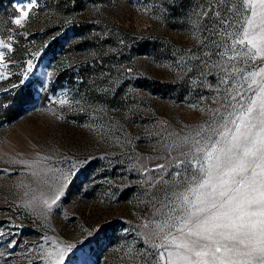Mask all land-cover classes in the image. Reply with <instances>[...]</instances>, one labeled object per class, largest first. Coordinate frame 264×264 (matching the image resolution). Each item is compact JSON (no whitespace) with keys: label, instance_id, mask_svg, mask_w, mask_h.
I'll list each match as a JSON object with an SVG mask.
<instances>
[{"label":"rangeland","instance_id":"374dc122","mask_svg":"<svg viewBox=\"0 0 264 264\" xmlns=\"http://www.w3.org/2000/svg\"><path fill=\"white\" fill-rule=\"evenodd\" d=\"M29 2L0 0V264H189L183 242L231 243L185 220L215 211L193 191L206 146L248 107L264 135V56L238 43L254 0H34L13 23Z\"/></svg>","mask_w":264,"mask_h":264},{"label":"snow or ice","instance_id":"6c2138e0","mask_svg":"<svg viewBox=\"0 0 264 264\" xmlns=\"http://www.w3.org/2000/svg\"><path fill=\"white\" fill-rule=\"evenodd\" d=\"M256 3L259 4V11L256 10ZM33 5L34 0L17 5L16 11L19 15L13 23L22 24L30 15L29 10ZM247 24L243 39L238 43L243 44L247 41L250 51L255 49L252 59L264 56V0H254L252 14ZM3 44L4 42L0 41V45ZM3 58L4 53L0 52V60ZM261 71L264 72V68ZM250 75L255 77L258 73ZM253 83H256L254 79ZM60 102L67 103L66 100ZM255 103L253 101V104ZM260 108L261 132H264V100H261ZM252 111L253 108L248 107L246 112L242 110L238 117L239 123L235 119L231 121L235 125V132L220 133L221 137L230 138L225 139L223 143L217 139L210 146H206L208 167L207 170L202 167L200 169L205 172V178L193 191L211 188V193L200 192L199 195H211L212 201L209 206L215 211L207 213L202 206L207 201L199 200L198 196L201 206L193 204L195 211L188 212L185 220L186 224L192 225L189 235L204 239L218 236L231 243L220 245L217 241L218 246L210 252L205 250L203 245L200 250H196V241H185L178 247H183L188 253L200 258L193 262L188 256H182V259L189 260V264H210L204 259L209 255L213 257V264L217 260L220 264H264V135L252 134V128L255 127L250 122ZM216 196L223 199L216 202ZM200 213L205 214L201 216ZM221 248L224 255L217 256L216 253H220ZM236 257L247 259L239 260Z\"/></svg>","mask_w":264,"mask_h":264},{"label":"trees","instance_id":"16d2710c","mask_svg":"<svg viewBox=\"0 0 264 264\" xmlns=\"http://www.w3.org/2000/svg\"><path fill=\"white\" fill-rule=\"evenodd\" d=\"M109 45H110L109 43H108V44H105V47L107 48V47H109ZM117 92L121 93V92H120V89H119V91H117ZM119 93H118V95H120ZM121 94H122V93H121ZM28 95H30V93H29ZM32 95H33V94H32ZM117 97L119 98L120 96H117ZM114 101H116L115 98H114Z\"/></svg>","mask_w":264,"mask_h":264}]
</instances>
